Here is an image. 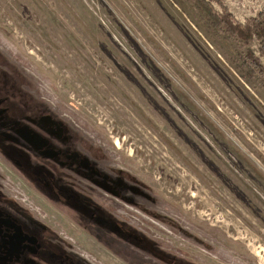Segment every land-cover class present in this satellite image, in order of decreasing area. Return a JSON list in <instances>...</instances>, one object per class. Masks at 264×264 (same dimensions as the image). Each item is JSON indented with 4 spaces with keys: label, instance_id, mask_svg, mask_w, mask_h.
I'll return each instance as SVG.
<instances>
[{
    "label": "rangeland",
    "instance_id": "rangeland-1",
    "mask_svg": "<svg viewBox=\"0 0 264 264\" xmlns=\"http://www.w3.org/2000/svg\"><path fill=\"white\" fill-rule=\"evenodd\" d=\"M221 2L242 24L264 10ZM222 17L216 0H0V54L5 79L106 136L230 261L264 264V75L247 58L260 43ZM0 188L86 260L128 264L1 158Z\"/></svg>",
    "mask_w": 264,
    "mask_h": 264
},
{
    "label": "flooded vegetation",
    "instance_id": "flooded-vegetation-1",
    "mask_svg": "<svg viewBox=\"0 0 264 264\" xmlns=\"http://www.w3.org/2000/svg\"><path fill=\"white\" fill-rule=\"evenodd\" d=\"M0 54V158L128 264L229 259L117 157L108 138L15 75ZM8 68L9 72L5 70ZM61 206V207H60ZM0 264H93L0 188Z\"/></svg>",
    "mask_w": 264,
    "mask_h": 264
},
{
    "label": "trees",
    "instance_id": "trees-1",
    "mask_svg": "<svg viewBox=\"0 0 264 264\" xmlns=\"http://www.w3.org/2000/svg\"><path fill=\"white\" fill-rule=\"evenodd\" d=\"M218 1L223 9V17L221 24L225 29L234 35H238L240 38L244 39L246 42L256 37L260 43V55L261 58H255L251 50L248 52V60L256 67V69L264 75V10H262L258 16L252 17L246 24L241 22H236L232 20L233 15L229 9L221 2ZM53 233V232H52Z\"/></svg>",
    "mask_w": 264,
    "mask_h": 264
}]
</instances>
